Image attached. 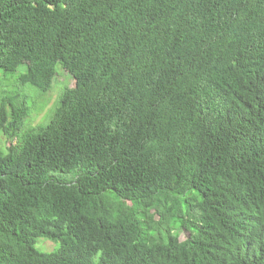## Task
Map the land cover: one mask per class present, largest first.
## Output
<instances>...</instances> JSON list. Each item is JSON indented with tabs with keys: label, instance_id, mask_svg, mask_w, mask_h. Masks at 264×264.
<instances>
[{
	"label": "trees",
	"instance_id": "16d2710c",
	"mask_svg": "<svg viewBox=\"0 0 264 264\" xmlns=\"http://www.w3.org/2000/svg\"><path fill=\"white\" fill-rule=\"evenodd\" d=\"M23 64L0 264H264V0H0V71ZM58 65L75 86L22 132Z\"/></svg>",
	"mask_w": 264,
	"mask_h": 264
},
{
	"label": "rangeland",
	"instance_id": "374dc122",
	"mask_svg": "<svg viewBox=\"0 0 264 264\" xmlns=\"http://www.w3.org/2000/svg\"><path fill=\"white\" fill-rule=\"evenodd\" d=\"M27 69V64H23L19 67L16 74H5L0 71V96L9 94L15 95L17 92L23 93V88L18 86L14 79L4 82V80H9L10 78H16L18 74L25 72ZM56 78L53 87L48 93H41L38 89L28 85L25 90H28V98H26V106L29 108L30 114L24 122L22 129L26 131L29 128H35L39 125H47L51 122L54 116L55 110L59 104V99L61 94L70 87L75 86V81L72 76L64 71L59 65L56 68ZM5 83V84H4ZM0 97V100H1ZM1 147L6 151L9 147L10 142H8L5 135H0ZM67 180L71 179V176L59 175ZM155 219H158L156 217ZM179 225H174V232L179 233L180 240H184L189 232L187 230H178ZM35 248L42 253H53L60 248V243L48 240L46 238H37L35 243Z\"/></svg>",
	"mask_w": 264,
	"mask_h": 264
}]
</instances>
